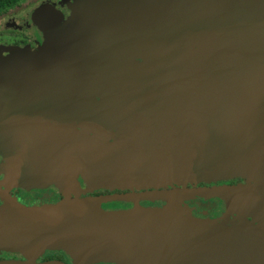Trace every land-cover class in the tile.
Masks as SVG:
<instances>
[{
    "label": "water",
    "instance_id": "1",
    "mask_svg": "<svg viewBox=\"0 0 264 264\" xmlns=\"http://www.w3.org/2000/svg\"><path fill=\"white\" fill-rule=\"evenodd\" d=\"M121 1L122 26L115 25L121 12H110L105 3L60 34L59 13L43 5L31 21L44 32L56 29L68 48L55 47L57 35L36 54L28 47H2L1 93L32 89L39 101L27 108L0 103V150L17 153L12 178L31 186L41 180V186L58 181L68 194L119 180L156 185L163 177H180L191 167L208 166L209 161L234 171L255 170L256 175L249 173L250 183L230 186H181L83 198L66 195L48 206L24 207L5 197L9 208L0 212V250L20 252L25 261L0 260V264H34L37 254L55 248L72 251L79 263L121 251L124 264H264L263 232L240 222L213 226L226 231L228 241L222 245L204 246L191 239L189 258L154 263L137 259L148 237L167 230L178 241L189 232L183 223L192 228L191 234L212 227L208 221L179 216L180 200L241 198L245 212L238 220L251 209L264 227V0L251 4ZM153 1L163 6L157 20L164 24L157 29L138 15L140 7ZM109 13L114 20L96 32L98 17ZM139 25L142 28L137 29ZM134 27L140 32L134 31L132 41L122 45L126 32ZM18 49L32 55L30 66L20 69L22 57L13 55ZM115 58L117 62H111ZM32 65L41 78L29 79ZM51 76L63 85L51 82ZM12 83L14 89L8 90ZM2 98L6 99L1 97L0 102ZM25 112L54 118L59 127L18 116ZM253 198L259 205L252 209L246 202ZM118 199L167 203L152 209L134 204L122 212L98 206ZM241 233L248 239H239ZM211 239L215 242L218 237Z\"/></svg>",
    "mask_w": 264,
    "mask_h": 264
},
{
    "label": "flooded vegetation",
    "instance_id": "2",
    "mask_svg": "<svg viewBox=\"0 0 264 264\" xmlns=\"http://www.w3.org/2000/svg\"><path fill=\"white\" fill-rule=\"evenodd\" d=\"M50 0H23L18 5L8 8L6 11L0 13V18L6 15L10 10H18L21 7H26L30 4H34L36 2H49ZM62 5L61 11L58 12L60 15V20L58 23V28H67L68 25L71 24V29L77 25L81 21L82 17L81 13H77L76 6L73 5L74 0H58ZM46 5V4H45ZM58 9V8H57ZM29 19V18H28ZM27 26H13L8 25L1 26L0 25V46L5 47H16V48H25L31 43L33 46L28 47V50L37 52L39 48V39L44 40V42L48 41L50 38V34L52 32H44L40 30L33 22L29 19ZM63 25V26H62ZM16 27V28H13ZM62 33V32H60ZM57 32V34H60ZM45 42V43H46ZM48 43V42H47ZM49 44V43H48ZM45 45V44H44ZM50 45V44H49ZM4 69V68H3ZM9 74L6 73L4 76H8ZM8 157L7 153L4 155H0V162L4 158ZM4 167L3 169H6ZM221 174V173H220ZM218 175V174H217ZM222 175V174H221ZM223 176V175H222ZM208 179H211V176H207ZM226 178V177H225ZM244 178V177H241ZM246 180H242L240 178H232L230 180H226L224 182H216L210 184H196V185H186L185 187H193V186H230V185H238V184H245L252 182L251 178H245ZM42 181V180H41ZM41 181L36 185H28L21 183L20 181H16L12 178V175L9 171H2L0 173V212L2 208L6 207L9 208L8 204L4 202V198L8 197L13 199L15 202L19 203L24 207L30 206H43V205H54L64 199L66 195L71 198H83L87 196H112V195H125L127 193L132 192H143L149 190H160V189H169L175 187H181L172 185V183H167L168 181L174 182L173 178H167L166 180L161 181V183L156 185H148L142 184L137 185L135 182L131 183L125 182L123 183L121 180L114 181V182H106L104 185H95L91 189H84L80 190L79 192H69L68 194L62 189L61 184L58 181H53L55 183L45 184L43 186L40 185ZM160 182V181H159ZM251 198V197H250ZM248 198V199H250ZM218 199H237V198H225V197H208V198H189L180 200L179 202H184L190 208L192 215L198 217L197 220L201 222H207L212 225L210 228L201 229L199 232L191 234V227H189L188 223H183L182 227L185 231L189 230L188 234L184 233L183 235L179 236V240L175 241L173 239V233L168 232L165 230L162 235L158 237H148L146 238L144 244L142 245L143 250L140 251V254L137 255V259L143 263V260H150L152 263L154 262H166L173 260H180L183 258H189L193 252L189 251V246H191L192 240L198 242L204 246H219L223 243L227 242L225 240L224 230H215L213 226H230L229 218L225 219L221 216L222 214V207L224 206L221 201ZM247 199V200H248ZM203 200V201H202ZM205 200V201H204ZM178 202V203H179ZM246 202V201H244ZM167 201H159V200H137V201H125V200H104L99 202L98 206L103 211L109 212H122L128 209L133 208L134 204L140 208H161L165 206ZM246 205H250L249 208L258 207V203L253 198V202H246ZM245 206V204H244ZM248 209V208H247ZM247 212L246 216L242 218V221L236 219V222H240L243 226H251L252 230L263 232L264 239V227H262L260 223V218L253 214L251 209ZM200 218H208L202 220ZM231 220H233L231 218ZM230 220V221H231ZM223 221L222 223H219ZM262 221V220H261ZM234 223V222H233ZM188 224V225H186ZM204 226V225H203ZM207 227V226H204ZM261 227V228H260ZM252 231V232H253ZM209 233V234H208ZM215 234H219L218 236H214ZM255 234V233H254ZM218 237V240L212 242V239L209 238ZM213 235V237H212ZM253 237V235H250ZM192 239V240H191ZM239 239H248L247 235L241 233ZM212 244V245H211ZM119 254L110 255L107 258L101 260H89V261H80L77 260L75 255L72 251H67L65 248H55V249H46L40 252L35 256L34 264H44L47 262L57 261L61 264H124L121 261L122 252H118ZM123 254H127L123 253ZM202 258L206 255L203 251L201 252ZM0 260H20L25 261V257L22 253L17 251H6L0 250ZM149 262V261H146Z\"/></svg>",
    "mask_w": 264,
    "mask_h": 264
},
{
    "label": "rangeland",
    "instance_id": "3",
    "mask_svg": "<svg viewBox=\"0 0 264 264\" xmlns=\"http://www.w3.org/2000/svg\"><path fill=\"white\" fill-rule=\"evenodd\" d=\"M240 4L242 3H248L251 4L253 2V0H239ZM105 3H108V5L105 7L107 9H109L110 7V12L112 13H119L120 14V18L118 19L117 23H115V25H121L122 26V1L121 0H74L73 5L76 6V10L78 11L77 13H81L82 17L85 16V18H87L89 15H91V12L94 9V6L99 7L104 5ZM46 4V5H45ZM50 6L53 7L54 9H56L58 12L61 11L62 5L60 4V1L58 2V0H50L49 2H36L34 4H30L28 6L21 7L18 10H10L6 15H4L3 17L0 18V25L1 26H6L8 25L10 27V25L13 26H27L29 25L28 20L32 18V16L40 9L42 8V6ZM260 7V6H259ZM58 8V9H57ZM112 9V10H111ZM114 9V10H113ZM117 9V10H116ZM140 12H139V16L141 17V19L143 21H145V23H150L153 26H157L155 27L156 29L159 28L161 25L164 24L163 20H157V18L161 15V12L163 11V6H162V2L161 1H153L150 3H147L145 5H143L142 7L139 8ZM134 11V10H133ZM29 18V19H28ZM98 28H96V32H102L104 26L110 24L113 20H114V15L112 14H107L104 15L103 17H98ZM155 21L157 23H155ZM89 23L92 22V20H88ZM155 24H154V23ZM125 24V23H123ZM63 26V25H62ZM138 26V25H137ZM136 26V27H137ZM136 27L134 28H129L126 37L127 38H123L122 42L124 44L127 43V41H132V35L134 33V31L136 32H140V30H132V29H136ZM141 26L139 25V27L137 29H139ZM16 28V27H13ZM112 28H115L112 27ZM142 28V27H141ZM67 28L63 29V28H57V32H62V33H67ZM131 32V36L130 33ZM56 29L55 31H53V33H51L49 36L51 38H54V36H56ZM67 36V35H66ZM129 36V37H128ZM136 38H138V35H134ZM131 38V39H130ZM149 38V37H148ZM62 39V40H61ZM39 47L43 48L44 47V40L39 39ZM33 45L30 43L28 45V47H32ZM54 46V45H53ZM4 46H0V52L3 51ZM59 49H63L65 47L68 48V43L67 41H65L62 37H60L59 35H57V43L56 46ZM16 48V47H15ZM66 50V49H65ZM128 51V49L126 50ZM30 53H34L36 54L34 51H29ZM13 55L15 57H22V62L19 64L21 67L20 69H23L24 66H30V62L28 59H31L32 55H27L24 54L23 52H21L19 49L15 50ZM33 58V57H32ZM24 59V61H23ZM116 61H111V62H117V58H115ZM50 63H51V67H55L54 66V60L50 59ZM27 64V66H26ZM57 65V64H56ZM32 68H30L27 76L29 77V79H38L42 77V74H38L36 73L33 69V65L31 66ZM12 73H17V70H14L13 68H11V70H9ZM2 73L0 72V98L1 97H6V99L2 98V101L0 103H4L6 105H13V106H18V107H32V106H36L39 105V101L36 100L34 93L32 92V89L28 90V92H22L19 89H16L15 91H8L7 94H2L1 93V87L5 86L4 82L2 81V77H1ZM8 79V77H7ZM49 80V79H48ZM51 82L54 83H58L63 85L61 82L56 81L54 79L53 76H51ZM50 81V80H49ZM56 83V84H57ZM15 84H11L8 87V90H10L11 88L14 89ZM12 97V98H11ZM52 108V107H50ZM54 109V108H52ZM57 110H60L61 107H56ZM18 116H24V117H35L37 120H40L43 124L46 125H55L57 127H59V123L56 121V119L54 118H49L48 116L44 117L40 114H34L32 112L29 113H24L23 115H18ZM61 125V124H60ZM65 125V124H64ZM67 126V125H66ZM7 127V126H4ZM60 127L64 128L63 125H61ZM73 129L77 130V131H85V133H87L88 135L94 137L96 136L94 133H90L89 131H86L85 129H82L80 127H73ZM11 145H13L12 141ZM9 142V143H10ZM7 149V148H6ZM6 153V152H5ZM0 155H4V152H1L0 150ZM9 156L4 158L3 160H1L0 162V173L2 171H9V173L11 175L14 174L13 172V165L14 162L17 159V153L15 152V150L13 151V153L8 154ZM257 156V155H256ZM254 162L256 161L255 159H252ZM262 160H257L258 164H261ZM211 164V165H210ZM217 165V164H216ZM215 164L211 163L209 161L208 166L205 165H200L199 167L195 166L194 168H189L186 172V174H181L179 175L180 177H175L174 178V182L172 181H168L167 183H172V185H176V186H186L189 184L192 185H196V184H210V183H216V182H224L226 180H230L232 178H240L242 180H246L245 178H250V174L252 175H256V171H248V170H236L234 171L231 168H225L223 166H216ZM4 167H7L6 169H3ZM253 167H250V169H252ZM219 169H224L223 171H219ZM219 173V174H218ZM223 175H221V174ZM250 173V174H249ZM218 174V175H217ZM216 175V176H215ZM207 176H211V179H208ZM226 177V178H225ZM244 177V178H241ZM167 177H163L160 182H157V184L161 183V181L166 180ZM53 182V180L51 181ZM46 184H50V183H46ZM219 201H221L223 203V209H222V214L221 216L224 217L225 219L229 220L231 225H236L235 221H237L236 219L239 218L240 214L242 215L243 212H245L244 206L241 204V198H237V199H218ZM203 201V200H202ZM205 201V200H204ZM178 209H179V216L181 217H190V218H194V219H198V217H195L192 215V212L190 210V208L188 207V205H186L184 202H179L178 203ZM243 211V212H242ZM231 218L233 220H231ZM202 220L208 219V218H200ZM231 220V221H230ZM234 222V223H233ZM240 228V227H238Z\"/></svg>",
    "mask_w": 264,
    "mask_h": 264
},
{
    "label": "trees",
    "instance_id": "4",
    "mask_svg": "<svg viewBox=\"0 0 264 264\" xmlns=\"http://www.w3.org/2000/svg\"><path fill=\"white\" fill-rule=\"evenodd\" d=\"M23 0H0V13L18 5Z\"/></svg>",
    "mask_w": 264,
    "mask_h": 264
}]
</instances>
